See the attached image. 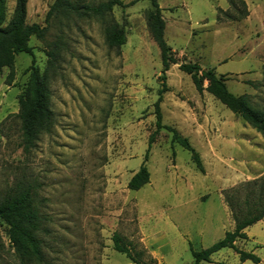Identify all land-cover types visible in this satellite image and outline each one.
<instances>
[{
    "label": "rangeland",
    "instance_id": "1",
    "mask_svg": "<svg viewBox=\"0 0 264 264\" xmlns=\"http://www.w3.org/2000/svg\"><path fill=\"white\" fill-rule=\"evenodd\" d=\"M243 1L244 19L227 0H157L164 40L177 62L162 73L146 19L148 0L114 7L103 18L81 12L48 23L55 0H27L26 24L47 28L44 40L31 37L29 46L45 77L52 116L33 147L24 150L18 97L29 87L25 70L32 58L14 55L12 68H0V200L17 184L30 190L42 261L18 259L0 225V264H134L113 250L114 233L139 254L141 264H191L192 252L233 230L224 196L242 203L257 188L253 183L264 182V135L210 94L196 92L178 65L213 69L230 93L264 110V0ZM13 9L14 0H5L4 25ZM113 24L125 32L120 48L105 39ZM160 90L162 126L188 140L203 173L165 129L154 135L144 161ZM142 164L149 183L130 191L127 183ZM244 232L236 248L264 264V218ZM201 264L254 263L222 249Z\"/></svg>",
    "mask_w": 264,
    "mask_h": 264
},
{
    "label": "trees",
    "instance_id": "2",
    "mask_svg": "<svg viewBox=\"0 0 264 264\" xmlns=\"http://www.w3.org/2000/svg\"><path fill=\"white\" fill-rule=\"evenodd\" d=\"M139 0H134L128 5L131 6ZM150 9L146 12V19L150 23L151 36L159 49L162 73H165L170 66L176 65V59L170 47L164 40V21L161 16V9L157 0H148ZM230 9L238 12L244 19L247 16L246 4L243 0H227ZM120 0H107L98 4H78L70 0H55L46 14V23L57 15L75 14L81 12L94 17L103 18L108 15L114 7L126 8ZM5 0H0V68H12L13 57L16 54L24 53L32 58L30 66L25 70L29 75V87L24 95L18 97L19 112L18 118L21 123V140L24 150L32 148L37 136L43 128H48L51 121V111L48 108L45 94V77L40 74L34 66L32 48L29 46L31 37L37 40H44L46 27L37 24H26L27 0H14V9L10 20L6 25L4 16ZM238 7L241 9L239 10ZM219 12L222 11L219 9ZM226 17L228 14L223 12ZM239 17V18H240ZM106 42L110 47L120 48L126 43L125 32L122 27L113 24L106 30ZM49 60L53 63L55 55L47 53ZM178 70L188 75L196 92L205 91L225 106L232 114L238 116L246 125L257 133L264 135V110L253 109L249 98L246 96H234L225 85L223 76L216 75L213 69L203 70L195 63H181ZM206 83L204 87L203 84ZM163 90L158 92V99L154 103V114L156 117L155 131L148 139V146L145 152L144 161L147 160L150 145L154 141V135L161 129L171 133V142L177 144L190 154L195 168L203 173V167L197 152L190 146L188 140L180 136L176 131L161 124L159 103ZM149 172L144 164L130 178L127 188L130 191H138L149 183ZM253 183L257 188H252L244 196L242 203H238L229 196H224V202L234 222L232 231L225 232L222 239L215 242L209 248L199 252H192L193 261L191 264L209 263L213 254L222 249H231L238 256L241 262L251 261L260 264V259L252 253L238 250L235 246L237 240H245L244 230L264 218V182ZM0 225L6 227L8 241L21 261H42L39 240L36 238L39 218L31 207V195L28 188L17 184L10 188L0 200ZM113 250L125 255L134 264H141L132 254L129 244H125L122 238L114 233L111 238ZM3 248L0 231V250Z\"/></svg>",
    "mask_w": 264,
    "mask_h": 264
},
{
    "label": "crops",
    "instance_id": "3",
    "mask_svg": "<svg viewBox=\"0 0 264 264\" xmlns=\"http://www.w3.org/2000/svg\"><path fill=\"white\" fill-rule=\"evenodd\" d=\"M248 19H250V15L248 16Z\"/></svg>",
    "mask_w": 264,
    "mask_h": 264
}]
</instances>
